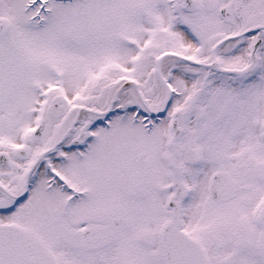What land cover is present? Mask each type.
Wrapping results in <instances>:
<instances>
[{
	"label": "snow or ice",
	"instance_id": "obj_1",
	"mask_svg": "<svg viewBox=\"0 0 264 264\" xmlns=\"http://www.w3.org/2000/svg\"><path fill=\"white\" fill-rule=\"evenodd\" d=\"M0 264H264V0H0Z\"/></svg>",
	"mask_w": 264,
	"mask_h": 264
}]
</instances>
